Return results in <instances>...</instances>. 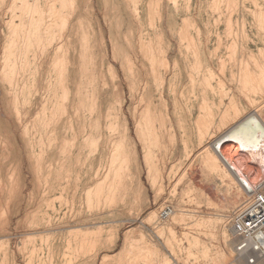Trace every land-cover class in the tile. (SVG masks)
Returning a JSON list of instances; mask_svg holds the SVG:
<instances>
[{"label": "rangeland", "instance_id": "1", "mask_svg": "<svg viewBox=\"0 0 264 264\" xmlns=\"http://www.w3.org/2000/svg\"><path fill=\"white\" fill-rule=\"evenodd\" d=\"M224 158L264 173V0H0V264H246Z\"/></svg>", "mask_w": 264, "mask_h": 264}, {"label": "built area", "instance_id": "2", "mask_svg": "<svg viewBox=\"0 0 264 264\" xmlns=\"http://www.w3.org/2000/svg\"><path fill=\"white\" fill-rule=\"evenodd\" d=\"M242 187L246 191V186ZM247 194L251 201L233 225V232L239 238L236 251L244 256L246 264H264V181Z\"/></svg>", "mask_w": 264, "mask_h": 264}, {"label": "bare ground", "instance_id": "3", "mask_svg": "<svg viewBox=\"0 0 264 264\" xmlns=\"http://www.w3.org/2000/svg\"><path fill=\"white\" fill-rule=\"evenodd\" d=\"M248 161H249V163H251L253 165V167H255L254 169H256L258 171L257 175H259L260 178H259V180L257 182H253L249 178V175L243 171L244 167H242V169L239 167L238 163H242V165H243V162H241L240 158L239 159L224 158V160H223V164H224V166L226 168V177H227V179H229V180L232 179L233 180V178H234V180L236 179L237 182L240 183V185H242V186L245 185L246 188H247L246 189L247 193L252 192L253 190H255L257 185L260 182L264 181V173H261L262 172L261 166H258L257 163L253 162L251 159L248 160ZM262 164H264V162ZM260 174H262V175H260Z\"/></svg>", "mask_w": 264, "mask_h": 264}]
</instances>
